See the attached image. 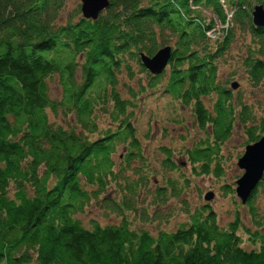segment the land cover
<instances>
[{
    "label": "trees",
    "instance_id": "16d2710c",
    "mask_svg": "<svg viewBox=\"0 0 264 264\" xmlns=\"http://www.w3.org/2000/svg\"><path fill=\"white\" fill-rule=\"evenodd\" d=\"M72 1L0 0V264H264L258 230H264V214L254 205L264 177L245 204L258 228L253 231L239 210L220 226L206 204L185 208L188 219L177 230L158 228L157 234L124 218L104 226L78 218L93 202L115 204L106 197L113 185L123 211H138L149 192L154 200L144 197L143 208L150 224L161 218L157 206L182 194L181 176L162 174L151 192L148 171L120 167L113 157L122 145L127 164L143 161L135 112L141 96L165 81V90L190 107L207 132L185 152L195 175H225L218 154L236 126L245 132L246 148L260 141L264 114L258 118L239 91L234 99L232 84L218 78V63L246 33L245 77L254 88L264 86V28L252 18L264 0H110L95 19L77 7L61 22ZM217 24L224 25L223 39L212 41ZM165 46L173 48L171 61L154 75L141 54L153 56ZM136 70L147 84L131 82ZM55 75L60 101L50 97ZM214 95L210 110L203 99ZM160 153L161 166L176 172L174 152L164 147ZM234 187L223 189L234 193ZM240 232L248 234L251 249L243 247Z\"/></svg>",
    "mask_w": 264,
    "mask_h": 264
},
{
    "label": "rangeland",
    "instance_id": "374dc122",
    "mask_svg": "<svg viewBox=\"0 0 264 264\" xmlns=\"http://www.w3.org/2000/svg\"><path fill=\"white\" fill-rule=\"evenodd\" d=\"M77 7H81V0H74L69 3L60 21H64L68 13L71 15L74 14V12L77 11ZM223 28L224 25L221 26L217 24L209 36L210 39L212 41H216L218 38L223 39ZM249 40L250 37L248 34H238L232 47L227 50L228 54H225L224 58L218 63V78H220L222 84L227 83L230 88L232 83L238 82L239 86L237 89L235 90L232 88L233 92H235L234 99L237 101L238 94L240 93V98L243 99V102L249 104V107L255 110L259 118L264 114V86L262 85L254 88L249 84L247 77H245L241 61L246 51L245 42ZM136 71V79L131 80V82L136 86L139 80L147 84V75L140 70ZM232 73L235 74L232 75ZM60 81V76L55 75L49 82L50 97L59 101L63 97V87ZM165 84L166 81L161 87L149 91L147 95H143L141 98L139 97L140 101L135 112L134 125L136 126V135L142 147V156H144L143 161L135 160L131 164H127L123 154L128 151V148L122 145L113 157L120 167L129 165L132 168H141L143 172L148 171V173H146L151 179L148 186L152 189L151 192L155 191V184L163 182L162 178L164 177L162 174L173 179L176 178V174L178 177L181 176L182 180H180V178L176 179V186L179 182H182L178 186L182 189V194L177 198L171 197L164 205L157 206L161 218L155 221L154 224H150L146 220L147 216H145V210L143 208L144 197H146L147 193L144 194L145 196L141 195L142 200L136 205L138 211L134 212L126 208L123 211V209L120 208L123 202L122 193L113 185L110 188V193L106 194V197L111 198L112 201H116L115 204L106 207L107 204H104V202L103 204L93 202L91 206L87 207L84 212L78 215V218L86 226H90V221L93 219L104 226L106 224H120L124 218L130 221L133 227L137 226L138 228L148 229L153 234H157L158 228L170 231L177 230L179 226L188 219L184 214L185 208H196L199 205L206 204L216 211L220 226H226L229 222H232L236 210H239V215L244 225L250 227L251 231L258 229L252 224L251 217L248 215L247 206L242 204L238 195H236V181L244 174L243 169L238 165V161L239 158L245 154L247 146L245 132L242 127L238 125L234 128L231 138L227 141L228 143L219 151L218 156L224 157L223 171L225 175L219 179L210 174L195 175L194 172L196 170L188 161V158H186L187 155H185V152L192 149L197 143L204 141L207 137V132L200 129L192 109L177 102L165 90ZM216 98L217 96L214 95L210 98L205 97V99H203L210 110H212ZM60 117L59 122L65 124V120H63V122ZM103 123H105V126L107 120ZM164 147H168L174 152L173 159L175 164L179 166L176 172H172L161 166L164 156L160 153V150ZM129 169L127 168L128 171ZM225 183H233L235 185V192L232 193L231 191L229 193L225 188L223 189ZM209 192H212L214 197L206 201L205 197ZM257 194L258 196L256 197L254 205H256L261 215H263L264 187H262ZM146 200L149 202H153L154 200L149 192ZM146 204L145 202V206ZM258 230L264 233V230ZM240 236L244 238L243 247L251 249L248 234L243 232Z\"/></svg>",
    "mask_w": 264,
    "mask_h": 264
},
{
    "label": "water",
    "instance_id": "95a60500",
    "mask_svg": "<svg viewBox=\"0 0 264 264\" xmlns=\"http://www.w3.org/2000/svg\"><path fill=\"white\" fill-rule=\"evenodd\" d=\"M109 4L110 0H81L82 15L85 18L95 19ZM252 13L253 23L264 28V6L256 5ZM172 52L171 46L161 47L153 56L141 54V61L148 71L160 75L171 61ZM238 86V82L232 83L233 89L236 90ZM238 163L244 174L236 181V195L242 204H246L264 177V135L259 142L250 144L246 148L245 154L239 158ZM213 197V193L209 192L205 199L209 201Z\"/></svg>",
    "mask_w": 264,
    "mask_h": 264
},
{
    "label": "bare ground",
    "instance_id": "6f19581e",
    "mask_svg": "<svg viewBox=\"0 0 264 264\" xmlns=\"http://www.w3.org/2000/svg\"><path fill=\"white\" fill-rule=\"evenodd\" d=\"M211 35V34H210ZM246 150V149H245Z\"/></svg>",
    "mask_w": 264,
    "mask_h": 264
}]
</instances>
